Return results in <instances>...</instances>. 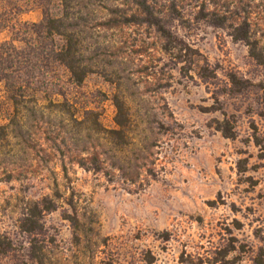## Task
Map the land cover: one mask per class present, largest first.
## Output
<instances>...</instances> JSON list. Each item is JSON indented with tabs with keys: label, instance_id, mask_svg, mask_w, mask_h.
<instances>
[{
	"label": "rangeland",
	"instance_id": "374dc122",
	"mask_svg": "<svg viewBox=\"0 0 264 264\" xmlns=\"http://www.w3.org/2000/svg\"><path fill=\"white\" fill-rule=\"evenodd\" d=\"M6 1L21 7L16 21L41 19L40 0ZM256 3L250 20L264 33V0ZM48 5L57 10L58 0ZM92 26L101 37L99 43L104 42L101 46L108 47L99 60H110L130 109L134 129L128 144L120 151L104 144L94 148L96 141L69 129L57 137L49 128L54 120L45 114L24 116L18 136L0 149V233H7L16 249L26 248L15 226L21 207L57 190L58 210L42 219L49 264H180L184 253L210 256L212 248L231 243L238 249L232 256L240 264H251L249 251L258 242L254 234L264 236V150L248 139L253 127L264 147V102L253 90L228 92L226 76L235 73L256 84L264 81V67H257L247 48L232 42L225 31L204 25L187 33L175 30L197 52V61L215 70L213 84L206 85L195 68L183 74L161 57L153 34ZM9 38L0 29V42ZM113 43L120 49L114 58ZM110 89L102 76L93 74L66 93L76 108L97 109L102 125L112 128ZM1 95L0 91L3 124L9 107ZM223 119L235 128L233 140L214 128L213 121ZM52 138L60 144L62 156ZM82 149L101 153L98 172L77 166ZM240 159L246 160L243 174L236 171ZM11 171L14 176L21 173L20 178L7 182ZM69 197L84 230L78 244L61 216L64 210L70 212ZM12 263L0 257V264Z\"/></svg>",
	"mask_w": 264,
	"mask_h": 264
},
{
	"label": "trees",
	"instance_id": "16d2710c",
	"mask_svg": "<svg viewBox=\"0 0 264 264\" xmlns=\"http://www.w3.org/2000/svg\"><path fill=\"white\" fill-rule=\"evenodd\" d=\"M49 1L40 0L41 19L36 23L15 20L22 10L17 3L10 4L5 0L0 8V29L10 36L9 40L0 42V91L3 102L9 107L6 122L0 124V149L18 136L16 131L21 128L24 116L34 119L37 114L41 117L45 114L54 120L49 121L53 122L49 128L51 132L56 130L57 137L64 129H69L72 134L96 141L94 148L104 144L120 151L128 144V134L134 129L130 109L120 87L119 75L110 60H99L105 55L103 49L108 47L101 46L104 42L99 43L101 37L92 24L105 30L133 28L153 34L158 40L161 57L167 58L183 74L195 68L196 77L206 85L213 84L215 70L206 61H197V52L183 37L177 36L175 30L187 33L204 25L225 31L232 42L242 43L247 48L248 58L257 67H264V33L250 20L255 14L256 2L262 0H58V9L54 11L48 5ZM110 48L112 57H117L120 49L114 43ZM93 74L102 76L111 87L112 128L102 125L97 109L76 108L67 98L69 88L81 87ZM226 78L228 92L240 95L253 90L260 92L264 102V81L252 84L235 73L227 74ZM213 124L225 139L235 138V128L228 120H214ZM251 130L248 142L260 151L264 150L256 129L251 127ZM51 142L62 156L60 144L54 138ZM61 144L65 145L63 138ZM81 152L82 157L75 159L77 166L98 172L101 153H89L88 149ZM236 171L237 174L246 172L245 159L237 161ZM20 174L14 176L11 171L5 180L19 179ZM60 198L55 190L51 195L25 201L15 226L25 237L27 246L16 249L8 234L0 233V257L13 261L12 264H49L42 219L58 210ZM66 205L70 212L64 210L61 216L69 224L73 240L78 244L84 230L79 227L72 197L66 200ZM235 229L240 230L241 225L235 223ZM261 233L254 234L258 242L249 251L251 264H264V236ZM233 244L212 248L210 256L205 257L184 253L179 263L240 264V260L232 256L238 250Z\"/></svg>",
	"mask_w": 264,
	"mask_h": 264
}]
</instances>
